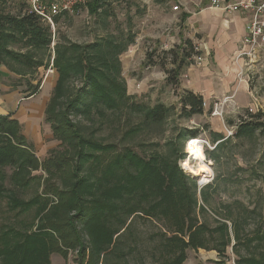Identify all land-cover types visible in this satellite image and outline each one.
<instances>
[{
	"label": "trees",
	"instance_id": "16d2710c",
	"mask_svg": "<svg viewBox=\"0 0 264 264\" xmlns=\"http://www.w3.org/2000/svg\"><path fill=\"white\" fill-rule=\"evenodd\" d=\"M8 1L0 0V65L26 77L45 66L36 53L49 49L54 37L50 27L34 13L7 12ZM106 4L107 0H87L85 7L92 16L108 15ZM188 17L184 15L185 20ZM188 41L191 56L201 54ZM134 42L135 35L128 31L124 38L108 36L89 44H55L52 67L58 79L45 110V122L64 150L54 151L48 159L40 161L36 156L18 120L0 115V198L5 201L7 213L17 218L34 210L33 221L23 227L17 226L23 221L17 219L0 224V264H52L53 254L67 260L70 251L76 252L77 264H108L110 256L119 255L123 234L131 231L141 215L166 227L159 243L161 264H183L188 250H214L226 256L232 243L229 226L218 219L214 227L199 220L198 208L204 215L208 210L199 204L197 181L181 169L179 161L185 155L173 141L169 153L158 151L142 157L129 147L119 150L114 143L89 137L72 119L94 108L99 113L103 109L115 114L138 111L142 120L127 135L147 126H159L167 119L171 108L164 104H130L120 56ZM16 45L25 52L13 49ZM75 78L81 79L84 86L73 94L70 83ZM38 89L39 84L30 83L29 96ZM180 103L185 118L205 112L199 93L187 92ZM255 132L264 133L262 111L250 113L237 135ZM190 136L197 138L198 132ZM7 168L12 169L10 176ZM40 169L47 174L42 193L21 198L16 190H27L34 182L42 181V176L33 174ZM8 180L14 189L6 186ZM200 194L204 202L209 201L203 190ZM234 237L235 264H264L263 229L249 240L255 252L248 256L237 250L241 240L237 231Z\"/></svg>",
	"mask_w": 264,
	"mask_h": 264
},
{
	"label": "rangeland",
	"instance_id": "374dc122",
	"mask_svg": "<svg viewBox=\"0 0 264 264\" xmlns=\"http://www.w3.org/2000/svg\"><path fill=\"white\" fill-rule=\"evenodd\" d=\"M175 5H180V9L174 10ZM209 6V0H107L105 9L108 15L102 13L101 16H92L85 6L79 7L73 14L57 20L56 30L52 32L54 40L51 47L37 51V59L44 60L45 66L16 82V86L22 87L26 97H31L30 83L39 84L35 100L33 98L28 102L34 100L40 106L44 101L45 111L58 79V73L52 67L57 42L89 44L108 36L124 38L128 31H132L135 42L120 56L122 77L132 98L130 104L147 107L164 104L171 108L167 119L159 126H147L129 135L126 134L127 131L142 120L138 111L132 113L124 110L122 114H115L103 109L99 113L94 108L91 112L75 114L72 119L89 137L105 144L114 143L119 150L129 147L142 157L158 151L169 153L172 147L169 143L173 141L185 155L179 161L185 171L181 169L197 181L198 187L199 179L188 173L185 165L188 162L197 167L200 162L186 145L193 131L198 132V139L209 143V146L203 147L197 139L206 155L203 163L213 172V180L210 179L212 181L209 184L200 188L209 201L204 202L201 190L198 192L199 204L206 207L208 215L202 214L198 208V217L201 222L206 221L212 227L216 226L217 219L226 222L232 243L227 248L225 257L214 250H188L187 260L183 264H220V261L235 264L237 256L233 250L236 244L234 231L241 238L236 245L237 250L241 255L248 256L255 252L254 244H250L249 240L258 230H264V133L237 135L238 127L243 120L249 119L250 113L264 112V64L254 65V72H251L249 81L244 86L245 101L241 102L238 96L234 99L242 105L239 110L232 112L233 108L229 107L232 100L228 95L220 94L209 99L205 94L203 115L185 118L181 113L180 101L187 92L197 93L195 91L200 89L206 92L217 82L213 76L208 75L207 68L216 76L218 67L214 63L207 65V61L198 65L195 54L191 56L188 46V40H191L192 44L202 49L206 47L204 51L207 49L206 52L210 53L206 59L214 56L208 48L209 45L203 41L206 34L201 32L199 24L194 20L202 11L214 14L219 12ZM28 8L27 0H9L6 5V11L12 14L21 10L25 12ZM185 14H190L192 19L189 20V17L185 20ZM193 20L195 24L191 28V23L188 22ZM210 30H218L220 34L223 28L221 25H213ZM235 43L236 48L228 58L232 60V64L239 46L238 42ZM13 49L25 52L19 45L13 46ZM235 74L237 75V69ZM236 82L238 85V79ZM70 86L75 94L82 89L84 83L75 78ZM216 103L219 104V115L213 114ZM39 122L40 118H37L36 130L23 128L22 134L34 146V152L40 161H44L54 151L60 152L64 147L54 138L50 124L45 122V114L40 125ZM215 134L221 137L218 138ZM6 173L10 176L12 169L7 168ZM33 174L42 176V181L34 182L27 190H16L21 198L30 199L43 191L46 172L40 169ZM6 186L14 189L9 180ZM33 215L34 210L18 218L13 213L8 214L5 201L0 198V224L9 220L14 223L17 219L23 220L17 223L18 227H23L33 221ZM164 232V223L139 216L131 231L123 234L120 251H117L119 255L110 256L108 264H161L162 251L159 243L161 233ZM76 255V252L70 251L65 260L62 255L55 253L51 256V263L77 264Z\"/></svg>",
	"mask_w": 264,
	"mask_h": 264
},
{
	"label": "crops",
	"instance_id": "0c3cea01",
	"mask_svg": "<svg viewBox=\"0 0 264 264\" xmlns=\"http://www.w3.org/2000/svg\"><path fill=\"white\" fill-rule=\"evenodd\" d=\"M188 15L190 17L189 20H191V15ZM194 20L199 24L200 27L198 28L201 32L206 34L203 37V41H206V45H209L208 48L214 54V56L212 55V57L206 59L207 65L214 63L218 67L216 76L207 68L208 75L213 76L217 80L215 86L212 89L209 88L206 92H202V89L195 92L202 96L208 95L207 98L209 99L220 94L228 95V98L232 100L229 104V107L233 108L232 112L239 110L242 105L240 106L234 99L238 96L241 102L245 101L243 90L246 84L237 85V82L235 83L237 81L236 67L232 64V60L228 58L236 48L235 42L239 44L245 34L244 16L241 14L222 15L218 12L214 14L209 11H202L199 17ZM194 20L188 22L191 23V28L195 24ZM213 25L216 27L221 25L223 28L222 33L219 34L218 30L211 31L210 27ZM194 33H197V31H194ZM204 49L202 50L204 51ZM20 78L21 76L0 65V115L11 116L12 119L18 120L22 125V130L23 128L36 130V119L40 118V125L45 114V102L42 101L40 106L33 102L38 94L26 97L22 87L16 86V82ZM33 98L34 100L28 102Z\"/></svg>",
	"mask_w": 264,
	"mask_h": 264
},
{
	"label": "built area",
	"instance_id": "2783aa9c",
	"mask_svg": "<svg viewBox=\"0 0 264 264\" xmlns=\"http://www.w3.org/2000/svg\"><path fill=\"white\" fill-rule=\"evenodd\" d=\"M209 8L224 14H241L245 21V34L242 37L238 49L233 58V65L237 69L238 85L249 81L251 72H254V65L264 64V0H209ZM28 12L39 16L43 23L50 27L54 33L57 20L66 15L73 14L79 7H84L87 0H27ZM174 10H179L180 5H175ZM187 10V9H186ZM191 13L190 11H187ZM206 48V47H205ZM201 54L195 56L198 65L206 61L210 53L203 51L200 46L195 48ZM55 58V53L53 60ZM264 68V65L262 66ZM206 105V102H204ZM219 104L214 106L213 114L219 115ZM197 138L188 140L189 145ZM203 147L209 146L205 140L198 139ZM210 162V161H209ZM181 168L185 171L182 164ZM213 180V179H212ZM199 181V189L209 184ZM201 190V189H200Z\"/></svg>",
	"mask_w": 264,
	"mask_h": 264
},
{
	"label": "bare ground",
	"instance_id": "6f19581e",
	"mask_svg": "<svg viewBox=\"0 0 264 264\" xmlns=\"http://www.w3.org/2000/svg\"><path fill=\"white\" fill-rule=\"evenodd\" d=\"M190 147L191 153L195 154L196 158L199 160L200 164L197 167H193L188 162H186V170L188 173H191L194 177L199 179L204 183H207L212 179L213 172L209 167H206L203 163L205 161V153L201 146V143L198 140H194L187 147Z\"/></svg>",
	"mask_w": 264,
	"mask_h": 264
}]
</instances>
